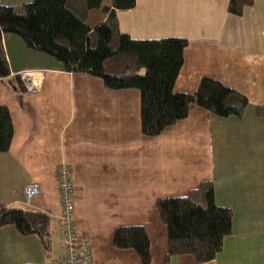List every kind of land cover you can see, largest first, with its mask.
Returning <instances> with one entry per match:
<instances>
[{"label": "crops", "instance_id": "crops-1", "mask_svg": "<svg viewBox=\"0 0 264 264\" xmlns=\"http://www.w3.org/2000/svg\"><path fill=\"white\" fill-rule=\"evenodd\" d=\"M32 0H0L18 9ZM228 0H135L115 9L119 32L135 39L183 37V64L174 90L192 93L203 76L245 94L242 117H218L196 104L161 133L141 132L140 92L109 89L101 78L69 72L52 56L27 48L17 35L1 36L10 76L41 70L34 91L0 79V106L13 127L9 149L0 152V203L49 217V248L35 235L0 227V264H62L60 195L56 172L71 167L79 236L91 244L92 264H141L130 249L113 246V230L143 225L151 264H163L167 233L155 202L185 195L201 181L213 183L214 201L231 209V233L215 264H264V0L240 16ZM112 8L103 0L99 10ZM39 194L28 204L24 187ZM170 264H179L171 257Z\"/></svg>", "mask_w": 264, "mask_h": 264}, {"label": "trees", "instance_id": "trees-1", "mask_svg": "<svg viewBox=\"0 0 264 264\" xmlns=\"http://www.w3.org/2000/svg\"><path fill=\"white\" fill-rule=\"evenodd\" d=\"M112 8L104 22L89 25L88 11L103 0H32L18 9L0 5V79L25 90L17 76L11 78L1 36L17 35L25 46L48 54L69 72L102 79L109 89L136 88L140 92L141 132L146 137L161 133L187 116L190 104L226 118H240L248 99L240 91L203 76L192 93L174 90L183 64L187 39L165 37L135 39L119 32L115 9H129L135 0H110ZM253 0H228L227 11L240 16ZM73 8V9H72ZM264 122V104L254 107ZM13 127L6 106H0V152L9 149ZM166 228L167 250L163 264L178 257L179 264H215L223 239L231 233L232 211L214 201L213 183L201 181L185 195L159 198L155 202ZM11 225L21 235L37 236L49 248V217L43 212L0 203V227ZM112 244L133 250L141 264H150L148 234L143 225L114 228Z\"/></svg>", "mask_w": 264, "mask_h": 264}, {"label": "built area", "instance_id": "built-area-1", "mask_svg": "<svg viewBox=\"0 0 264 264\" xmlns=\"http://www.w3.org/2000/svg\"><path fill=\"white\" fill-rule=\"evenodd\" d=\"M41 70H22L17 76L27 91H34L40 84ZM57 186L60 195L59 221L62 233L61 262L62 264H92L91 244L87 236H79L76 230L74 214V185L71 167L62 162L57 167ZM39 194L36 182H28L24 187V195L28 204Z\"/></svg>", "mask_w": 264, "mask_h": 264}, {"label": "rangeland", "instance_id": "rangeland-1", "mask_svg": "<svg viewBox=\"0 0 264 264\" xmlns=\"http://www.w3.org/2000/svg\"><path fill=\"white\" fill-rule=\"evenodd\" d=\"M103 14H104V12L99 10L98 8L89 10L88 11V18H87V21H88L89 25L92 28L95 25H98L100 23V18L102 17ZM151 262H152V259H151ZM151 262H150V264H151Z\"/></svg>", "mask_w": 264, "mask_h": 264}]
</instances>
